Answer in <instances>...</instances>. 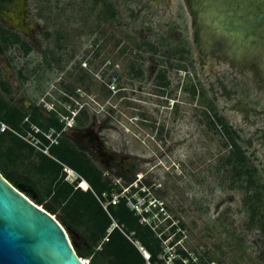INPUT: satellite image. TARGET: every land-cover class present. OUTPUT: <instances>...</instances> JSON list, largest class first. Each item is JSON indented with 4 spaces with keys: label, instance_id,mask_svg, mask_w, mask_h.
Here are the masks:
<instances>
[{
    "label": "rangeland",
    "instance_id": "1",
    "mask_svg": "<svg viewBox=\"0 0 264 264\" xmlns=\"http://www.w3.org/2000/svg\"><path fill=\"white\" fill-rule=\"evenodd\" d=\"M6 6L35 46L27 57L12 44L0 57V80L18 79L7 99L29 108L56 98L61 111L67 110L63 104L84 103L88 117L76 123V134L89 118L96 142L86 141L84 150L105 173L94 147L113 152L123 162L108 169L113 181L142 185L158 198L182 224L185 246L199 261L264 264V230L249 225L245 203L259 189L264 214V65L225 35L204 28L188 0H11ZM42 46L57 63L43 57L37 48ZM79 59L88 75L82 82L73 76ZM26 62L21 81L17 70ZM157 68L169 80L166 89L153 82ZM113 76L117 91L106 84ZM209 100L237 130L263 186L245 193L231 165L223 163L230 145L221 126L211 127L205 118L207 111L214 119ZM58 214L59 209L53 215ZM82 258L89 263L90 257Z\"/></svg>",
    "mask_w": 264,
    "mask_h": 264
},
{
    "label": "trees",
    "instance_id": "2",
    "mask_svg": "<svg viewBox=\"0 0 264 264\" xmlns=\"http://www.w3.org/2000/svg\"><path fill=\"white\" fill-rule=\"evenodd\" d=\"M99 1L106 2V0H96V2ZM0 40L5 47L15 42L20 44L26 52L29 50L27 43L20 40L18 33L3 26H0ZM130 68L134 73L137 72V75L141 74V70L134 68V65ZM18 71L21 74L20 68ZM189 91L195 94L196 86L192 85ZM10 92V83L0 80V118L2 120L18 127L22 119L29 114L32 121L44 128L49 126L60 128L64 125V121L59 119L56 111L44 112L39 106L28 108L13 102L6 97ZM202 94L205 95V92L203 91ZM208 106L213 111L214 119L210 118L211 115L207 111L204 112L205 118L211 127L216 128L217 124L220 125L221 132L227 137L224 143L230 145V150L223 159V163L231 165L238 186L245 193H248L252 187L263 186L256 180L257 167L253 165L239 143L240 136L237 130L223 114L217 111L211 100ZM59 109L62 110L61 107ZM63 111L68 113L67 110L63 109ZM79 112L76 116L77 124L84 121L81 118L82 115L87 117L85 109H80ZM50 151L57 159L75 169L84 179L77 177L72 182L66 180L60 161L36 151L33 146L10 132H0L2 173L13 185H21L27 195L51 213L56 214L59 209L58 220L69 233L78 255L90 257L88 264H145V257L127 234L139 240L149 251L151 259L156 260L162 250L161 240L149 226L140 222L139 216L127 206L126 200L122 198L116 204H109L110 214L102 206L96 194L102 195L104 191L110 193L113 188L118 190L120 188L111 177L104 174V170L94 162L88 152L68 134L61 138L59 144L52 145ZM33 155H36V160L32 159ZM12 167L14 169L19 167V170L14 172V176L8 172V169L11 170ZM252 194L251 201L246 202L245 198V203L250 209L249 225H258L264 230V214L260 210L261 191L255 189ZM114 221L121 228L114 226L107 235ZM106 235L108 239L103 241ZM99 245L101 247H98ZM201 261L208 264L203 259ZM178 264L181 263L178 262Z\"/></svg>",
    "mask_w": 264,
    "mask_h": 264
},
{
    "label": "water",
    "instance_id": "3",
    "mask_svg": "<svg viewBox=\"0 0 264 264\" xmlns=\"http://www.w3.org/2000/svg\"><path fill=\"white\" fill-rule=\"evenodd\" d=\"M188 2L204 28L225 35L233 46L264 65V0ZM225 5L235 9H221ZM0 264H88L55 215L1 172Z\"/></svg>",
    "mask_w": 264,
    "mask_h": 264
},
{
    "label": "built area",
    "instance_id": "4",
    "mask_svg": "<svg viewBox=\"0 0 264 264\" xmlns=\"http://www.w3.org/2000/svg\"><path fill=\"white\" fill-rule=\"evenodd\" d=\"M116 78V76H113V80L106 82V84L113 91L118 90ZM55 99L56 98L51 101V104L48 103L46 107L49 110L57 112L59 119L64 121V125L62 127L56 128L54 126H49L44 128L32 121L30 115L28 114L22 119L18 127L13 126L0 118V132H10L29 145L33 146L36 151L45 153L60 161L51 153L50 148L52 145L59 144L61 138L65 134H68L72 127H74L76 116L85 104L78 102L79 105H75L73 108H71L70 105L63 104L68 111L67 113L56 109L54 103ZM60 162L62 164L66 180L72 182L77 177L84 179L82 175L70 165L62 161ZM119 188L120 190L113 188L110 193L104 191L102 192V195L96 194V196L109 214V204H116L124 198L127 206L139 216L140 222L149 226L160 238L162 250L158 254L156 260H152L149 251L141 244V242L127 234V236L133 241L145 257V264H178V262L181 264H204V262L199 261L193 251L189 250L185 246V238L182 234V232L184 233L181 226L182 224L176 222L171 215H169L164 204L158 200V198L151 196L148 189L143 188L142 185L134 183L119 186ZM142 191L145 193H141ZM114 226L121 228L117 222L114 221L109 227L107 235ZM107 235L104 237L103 241L108 239ZM98 247H101V245ZM183 252H185V254Z\"/></svg>",
    "mask_w": 264,
    "mask_h": 264
},
{
    "label": "flooded vegetation",
    "instance_id": "5",
    "mask_svg": "<svg viewBox=\"0 0 264 264\" xmlns=\"http://www.w3.org/2000/svg\"><path fill=\"white\" fill-rule=\"evenodd\" d=\"M11 0H0V17H1V20H0V26H3V27H5V28H8V29H10L12 32H16V33H18L19 34V36H20V40L21 41H25L26 43H27V46L29 47V50L26 52L21 46H20V44H18V43H13V46L15 45V44H17L18 45V48H20V50H19V52L21 53V55L22 54H26V56L28 57V55L30 54V52H31V50H33L34 48H35V46H34V44H33V36L32 35H30V33L24 28V26H23V24L21 23V21H19V20H16V18H15V13L13 12V11H10V9L8 8V6H6V3H8V2H10ZM233 7L231 6V5H225L223 8H221V9H223V10H225V9H227V10H231ZM233 9H235V8H233ZM227 13H229V12H227ZM229 19V18H228ZM235 19V17H233V20ZM229 21V20H228ZM257 23H255V25H256ZM253 29H255V28H253ZM79 34H81V33H79ZM61 37V35L60 34H57V36L56 37ZM77 36V35H76ZM77 37H79V36H77ZM12 45V44H11ZM11 45H9L8 47H5L2 43H1V40H0V57H3L4 56V53L8 50V49H11ZM54 46V45H53ZM56 46V49H62L63 48V46H60L59 44H57V45H55ZM15 47V46H14ZM39 50H40V52H41V54L43 55V57L45 58V59H48V60H50V58H53V60H55V61H53L54 63H57L58 62V60H57V57L54 55H51V57H50V53H51V50L50 49H48V48H46V47H44V46H42V47H37ZM47 64H49V63H47ZM81 64L82 65H84V61H82V60H80L79 59V61H78V65L77 66H75V73L73 74V76L74 77H77V81H79V82H82L83 81V79L85 80V79H87V74L84 72V70H83V67H81ZM26 65H27V62L25 63V64H23V66H19V68L21 69V74H22V76H21V74L19 73V71L17 70V74H18V77H20L21 78V81H24V80H26V79H24L23 78V76L25 77L26 75H27V73H26V69H25V67H26ZM23 67V68H22ZM157 67V66H156ZM35 68H38V66H35ZM33 69V68H32ZM160 68H157V70H156V72H155V74H154V76H153V82H154V84L155 85H157L158 87H160L161 89H166L167 88V86L169 85V80H167V78L165 77V71H163V70H159ZM33 71V70H32ZM136 76H138L137 75V73L135 74ZM42 78H45L46 79V77L43 75L42 76ZM15 79V81L14 82H17V78L15 77L14 78ZM14 79H12V80H14ZM10 81V88H11V92L10 93H8L7 95H9V94H11V93H13V86L11 85V83H13V81ZM41 80V79H40ZM61 81V80H60ZM19 84H20V82H18ZM41 86H39V88H40ZM41 89V88H40ZM78 89H80L81 90V88H78ZM60 90L62 91V89L60 88ZM41 92H42V89L40 90ZM68 91H71V89L69 88V90ZM64 93V95L65 94H69V93H67V92H63ZM81 93V92H80ZM80 93H78V94H80ZM155 95V94H154ZM49 100H51V99H46L45 97H42V102L44 101V102H46V103H48V102H50ZM65 100H67L66 98H65ZM11 101H13V102H16V103H19L20 101L19 100H11ZM57 101H59V99H57ZM41 104V102H39V103H34V102H31L30 104H29V106L30 107H33V106H39L40 107V109L42 110V111H44V112H46V111H50L49 109H47V107L46 106H42V105H40ZM85 106V105H84ZM83 106V107H84ZM29 107V108H30ZM56 109L58 110V111H61V109H59V108H57L56 107ZM83 108H81V110H82ZM80 113V112H79ZM87 116V115H86ZM88 117V116H87ZM76 122H77V120L75 119V125H74V127H72V129L70 130V132L68 133V135H70V137H72V138H74V140H75V142L82 148V149H85L84 147V145L87 143V142H89L87 145H89L90 144V146H93V143H96L92 138H94L95 136H94V133H92V131L90 130V123H91V121H90V119L89 118H87V119H85V122H87L86 123V125L82 128V130H79V132H78V134L79 135H77L76 133V130H77V128H76ZM87 141V142H86ZM95 149H94V151H93V153L95 154V156H97L102 162H103V164H104V166H106L105 168H107V172L105 173V171H104V174L105 175H107V176H109V177H111L110 176V174H108L109 173V171H108V169H110V166H117V167H119V166H123V162L120 160V159H116V158H114L113 157V152H109L106 148H105V146H95L94 147ZM103 169V168H102ZM104 170V169H103ZM119 171H117V173H118ZM112 178V177H111Z\"/></svg>",
    "mask_w": 264,
    "mask_h": 264
},
{
    "label": "crops",
    "instance_id": "6",
    "mask_svg": "<svg viewBox=\"0 0 264 264\" xmlns=\"http://www.w3.org/2000/svg\"><path fill=\"white\" fill-rule=\"evenodd\" d=\"M36 158H37L36 155H33V156H32V159L36 160ZM70 182H71V181H70Z\"/></svg>",
    "mask_w": 264,
    "mask_h": 264
},
{
    "label": "bare ground",
    "instance_id": "7",
    "mask_svg": "<svg viewBox=\"0 0 264 264\" xmlns=\"http://www.w3.org/2000/svg\"><path fill=\"white\" fill-rule=\"evenodd\" d=\"M81 259H82V260H83L85 263H87V262H88L86 259H84V258H82V257H81Z\"/></svg>",
    "mask_w": 264,
    "mask_h": 264
}]
</instances>
